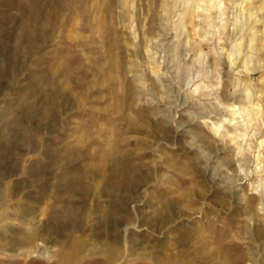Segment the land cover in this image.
Listing matches in <instances>:
<instances>
[{"label":"rangeland","instance_id":"obj_1","mask_svg":"<svg viewBox=\"0 0 264 264\" xmlns=\"http://www.w3.org/2000/svg\"><path fill=\"white\" fill-rule=\"evenodd\" d=\"M82 1L0 0V262L264 264V0Z\"/></svg>","mask_w":264,"mask_h":264},{"label":"bare ground","instance_id":"obj_2","mask_svg":"<svg viewBox=\"0 0 264 264\" xmlns=\"http://www.w3.org/2000/svg\"><path fill=\"white\" fill-rule=\"evenodd\" d=\"M5 0H3V2H4ZM24 2H28V0H23ZM67 1H74V0H61V2L62 3H64V2H67ZM89 1V3H91L92 2V0H88ZM112 1L113 2H117V0H106V2L103 4V6H102V10H106V8H107V5H108V3L110 4V10H111V7H112ZM189 1H191V0H189ZM192 1H194V0H192ZM196 1V0H195ZM243 1V4H246V5H252V4H255V3H258L260 0H242ZM77 2H78V4L81 6V3L83 2L82 0H77ZM203 2H205V4H206V1H203ZM177 1H174V6H171L169 3H167V2H164L163 3V5H162V8H163V12L166 14L165 16H167V15H171L170 13L174 10V9H176L177 7ZM211 3H214V4H216L217 3V0H207V6H206V8H203V7H200V5H199V7H198V10L199 9H201L202 11H203V13L204 12H206L207 14H205L204 15V17L202 18L200 15H198L197 17H201L202 18V20H204V22L205 23H207L206 24V27L204 28V30H207V28L209 27V28H211V27H214L215 26V24H214V22H213V18H212V15H211V12L213 11V9L211 8V6H210V4ZM185 5V4H184ZM219 6V5H218ZM35 5H33V8H31V9H29L28 11H26V15L27 16H29L30 18H32V19H35V18H37V17H39L40 16V14H42V12H43V10H40V11H38L37 10V8H39V7H36ZM93 5H92V10H93ZM174 8V9H173ZM108 9V8H107ZM30 10H32V11H30ZM259 10H260V8L259 9H256V8H250V9H248L247 10V13H248V15L250 16L249 18L250 19H252L255 15H257L258 13H259ZM262 11H263V9H261ZM244 11H246V10H244ZM261 11V12H262ZM40 12V13H39ZM177 12V10H175V14H177L176 13ZM94 13V12H93ZM180 17H182L183 19H184V24H186L188 21H190L191 19H192V16H191V12H188V8H185L184 10H183V12H182V14L180 15ZM107 20L109 19V18H106ZM249 19V20H250ZM248 20V21H249ZM33 22V21H32ZM257 22H260V20H258ZM245 26H246V24H245ZM225 27V26H224ZM253 29L255 30V26L253 27V28H251L250 30L251 31H253ZM111 28H110V26L109 27H107L106 26V28H105V34L106 35H110V32H111ZM98 31L100 32L101 30L100 29H98ZM256 39H257V36H256V33L254 32V38H252L250 41H251V45H250V47H251V50H252V52H254V53H259V52H261V50H258V47H257V45L255 44V42H256ZM255 45H254V44ZM200 49H201V44H199V46H198ZM224 50V49H223ZM235 52V49H233L232 51H231V53H234ZM231 53L229 54L230 56H229V64L231 65V66H235V68L236 69H238L239 68V66H240V64L238 63V61H237V58H236V56L233 54V55H231ZM235 56V57H234ZM252 60H253V55H251V56H249V57H247V59L244 61V64H245V66L246 67H248L249 66V63H251L252 62ZM218 61H220V59H218ZM252 71H254V70H252ZM197 90H199V88H197ZM248 99H250V96L248 95ZM250 102H252V99L250 100ZM233 108H234V106H232ZM249 118H248V121H247V123L246 124H243V125H236L235 127H234V129H233V131H231V130H228L227 132H225V134H223V133H221L220 134V136H221V138H223V140H225L226 138H229L230 139V141L232 142V143H235L236 145H239L238 144V141H239V138L241 137V135H242V132H244L245 131V129H246V126L245 125H247V124H249V123H251V122H253V119L250 117V116H248ZM256 117V115H254V118ZM254 121H255V119H254ZM221 128V126H218V127H216L215 125H213L212 126V129L214 130V133L215 134H218L219 133V129ZM261 145H263L264 144V142H261L260 143ZM1 148V147H0ZM241 151H243V148L239 145V152L241 153ZM243 152H245V151H243ZM259 157H261V155H259L258 156V158ZM261 163L262 162H260L259 163V166L261 165ZM11 176H13V175H10V177ZM11 184V183H10ZM16 187L15 185H10V187ZM10 190H11V188H10ZM9 195V193H8V191L6 190V191H1L0 190V224H1V222H2V220H5V219H7L8 217H7V215L5 214V213H2L1 211V207H3V206H6V207H9V205H8V203H7V196ZM115 206L116 205H114V204H112V205H110V207L111 208H115ZM129 203H126V207H128L129 208ZM2 229H5L6 231H10V226H1L0 227V230H2ZM0 239H2V237H0ZM8 240H10V245H12L13 247H15L16 248V245H17V241L16 240H13L12 238H10V239H8ZM32 241H33V237L32 236H25V239H23V240H20L19 241V248L21 247V246H24V245H27V244H32ZM78 244H73V246H77ZM18 248V249H19ZM12 251V250H11ZM107 253H108V256L110 257V258H113L114 256H115V254H116V251L114 250V249H107ZM21 257V256H20ZM11 258L13 259L14 258V255L13 256H11ZM0 264H3L2 263V261L0 262Z\"/></svg>","mask_w":264,"mask_h":264}]
</instances>
